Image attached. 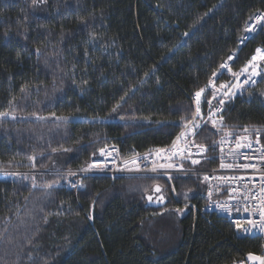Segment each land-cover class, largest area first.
I'll return each instance as SVG.
<instances>
[{
	"label": "trees",
	"instance_id": "16d2710c",
	"mask_svg": "<svg viewBox=\"0 0 264 264\" xmlns=\"http://www.w3.org/2000/svg\"><path fill=\"white\" fill-rule=\"evenodd\" d=\"M257 12L264 0H0V112L10 113L0 117V169L26 173L0 179V264H226L260 252L261 236L195 213L189 201H204L201 176L96 174L77 190L52 171L79 169L107 144L127 155L169 144L181 118L191 119L190 94ZM262 26L235 68L264 48ZM225 118L264 130V78L227 105ZM212 134L207 125L198 137L215 158L199 168L217 165ZM54 180L61 187H43ZM157 183L163 205L147 200Z\"/></svg>",
	"mask_w": 264,
	"mask_h": 264
},
{
	"label": "built area",
	"instance_id": "2783aa9c",
	"mask_svg": "<svg viewBox=\"0 0 264 264\" xmlns=\"http://www.w3.org/2000/svg\"><path fill=\"white\" fill-rule=\"evenodd\" d=\"M257 15H264V12H257L253 15V17L247 23V26L256 25V30L251 35L250 38L244 40L241 43V39L244 37L249 36V33L246 32L240 37L238 40L237 48L235 50L229 52L220 62L218 69L215 71L218 73V76L215 78V82L217 86L221 83H232L234 82L233 77L231 74L224 69L220 68L222 63H226L228 67L231 69V72L239 73L241 68H235V64L237 62L239 49L246 44L249 40H251L259 28V24L256 23L255 17ZM235 53V56L232 60H229L228 57L232 56ZM260 73L264 74V71L257 69ZM223 72V75H219V73ZM248 75L242 74L240 76V80L243 81ZM256 77V76H255ZM262 77V76H261ZM254 77H252L253 79ZM260 80V77L257 79ZM256 80V81H257ZM251 83V80L249 81ZM245 86V85H244ZM196 92V91H195ZM190 94V99L193 103V108H195L194 104V93ZM238 93L231 99L230 102H226L224 105L223 113L218 114L216 117L217 119V126L213 127L211 122L205 124L201 121V128L196 130V135L194 137L195 144H202L206 146L199 140V136L201 131L207 125H210L213 128V136L210 141V145L213 150L216 151V155L218 156L217 165L213 168H199L196 165L198 164H191L188 160L180 161L177 158H173L172 161L174 163H183V170L178 169H171V168H157L156 172H153L151 169L153 164L156 165L164 164L165 160L161 157H158L155 154L156 149L160 148H170L173 141L176 139V136L179 135L183 128L177 133L174 139L166 145H158L151 147L142 152H134L131 154H124L121 147L117 144H107L103 148H115L119 150V157L116 158L115 165L111 163L113 157L116 156V153L113 152V157L108 158V168L103 170H93L89 172L87 175H96V174H104L111 176L113 178H120V177H164L169 179L172 183V177L175 175H192V176H201L203 179L205 176H208L209 179L205 182V190L203 192V203L202 205L198 206L196 202L189 201L195 213L200 210L202 213H216L228 220L237 223L239 225V231L243 235H259L263 239V246L260 252L254 253L249 252L244 257L233 260L226 264H259V261H252L248 259L249 254L254 256H261L264 257V233L258 232L255 229L250 230L249 232H245L244 229L248 228L249 226L246 224L247 219H259V208L264 206L261 205V199L264 198V193H261V188H264V130L258 129L259 132L257 133V129L247 128L248 131L245 132L244 129H235L226 124L225 118V109L228 104L233 102L236 98ZM205 97H210V90H206L205 93L202 94L201 97V111L204 114L205 120H207V113H208V106L205 103ZM213 106L216 105V101H212ZM194 112V111H193ZM219 115H223V125L225 126L224 131H218L219 128ZM227 133H231V136H227ZM257 136L259 142L257 143ZM239 137H245V139L240 140L241 144H251V147H236V141ZM225 140L223 144H219L221 140ZM214 142L217 143L216 147H213ZM183 142H180V147H183ZM207 147V146H206ZM223 148V151H221ZM149 150H152L151 154ZM196 149L193 148V158L199 159L200 163L203 161H213L215 159L211 153L207 152L203 153L202 155H196ZM146 157V158H145ZM206 157V158H205ZM98 159L99 154H97ZM137 159V163L139 164V168L137 169L135 165L129 163L128 168L124 167V161L128 160L129 162L133 159ZM224 165H231V167H221V164ZM247 165V167H246ZM58 172L56 170H52ZM86 177V176H85ZM85 177L83 179L85 183ZM79 176H72L67 180L68 188H72L68 181H77L79 180ZM211 189L212 197L209 198L207 193ZM217 204L224 205L227 204L231 207V213L227 211H223L221 208L217 207ZM247 207L249 209L248 212L244 211V208ZM239 208L240 210L237 211L236 209Z\"/></svg>",
	"mask_w": 264,
	"mask_h": 264
},
{
	"label": "snow or ice",
	"instance_id": "6c2138e0",
	"mask_svg": "<svg viewBox=\"0 0 264 264\" xmlns=\"http://www.w3.org/2000/svg\"><path fill=\"white\" fill-rule=\"evenodd\" d=\"M47 0H32V4L33 5H38V4H42V3H46ZM256 23L259 24L260 22L264 21V15H257L255 17ZM262 28H264V26H262ZM246 32L249 33V36L244 37L241 39V43L244 42V40L248 39L251 37V35L254 33V31L256 30V25H250L246 27ZM185 35H187V33H185ZM35 53L37 56H39L40 50L36 49ZM235 56V53H233L232 56H229L228 59L232 60ZM258 60L264 61V49L261 48H257L255 50V54L251 57V59L245 64V66L243 68H241L240 72H231V69L228 67V65L226 63H222L220 65L221 69H224L225 71L229 72L231 74V76L233 77L234 82L232 83H221L217 86L216 82H215V78L218 76V73L214 72L212 74V77L209 78L208 83L204 86L199 88V90H197L194 93V104H195V108H194V112L192 113L191 119L189 120H185L184 117L181 118V120L183 121L182 123V128L183 131H181L179 133V135L176 136V139L173 141L172 145L170 148H160V149H156L155 150V154L158 157H161L162 159L165 160L164 164H159L156 165L155 163L153 164L152 167V171L156 172L157 168H171V169H178V170H183V163H174V162H170L173 160V158H177L180 161L183 160H188L191 164H198L200 163L199 159H195L193 158V152L192 149L195 148L196 151V155H202L203 153L207 152V147L202 145V144H195L194 143V137L196 135V130L201 128V121H203L205 124L211 122V124L213 125V127L217 126V119L216 117L218 116V114L223 113L224 111V105L226 102H230L232 98H234V96L237 93H243V91H245L244 89V85L248 84L249 81L251 80L252 83H255V80L252 79V77L255 76H259L261 73L259 71H257V69L259 68V64L256 63ZM249 69H251L250 74L243 80H240V76L246 72L249 71ZM75 71V68H73V72ZM224 73L221 72L219 73V75H223ZM147 75V73L145 74ZM84 83H87V81L85 80ZM26 85L25 87L21 88V91H25L26 89ZM206 90H210V99L205 97V103L208 106V113H207V120H205L204 118V114L201 111V97L202 94L205 93ZM121 100H124V97H121ZM215 100L216 101V105L213 106L212 101ZM120 106L119 103H117L116 105H114L112 111H116V109ZM10 113L8 112H0V117H6L9 116ZM53 117H55L56 120L61 121L63 123H67L68 122V117H64V116H55V113L52 114ZM12 119H16L15 115H12ZM40 119H44L43 117H41ZM219 119V128L218 131H224L225 126L223 125V115H219L218 117ZM245 132L248 131L247 128L244 129ZM257 133L259 132V130H256ZM231 133H227V136H231ZM245 139V137H239L236 141V147L240 148V147H251V144H241L240 140ZM183 142V147H180V142ZM225 142V140H221L220 142H218L219 144H223ZM259 142L258 140V136H257V143ZM217 143L214 142L213 147H216ZM55 151V149L53 150ZM63 151H70V149H63ZM221 151H223V148H221ZM113 152L116 153V156L113 157ZM152 150H149V153H146V157L147 155L151 154ZM98 154L99 157L101 159L96 158L97 157V153H93L92 157L90 158L89 162H86L84 164V166H82L81 168H79L76 171H72L71 169L67 170L64 173H59L57 172L56 175L58 177H60V179H66L67 177H71V176H79L80 179L77 181H68L69 185L72 188H76L77 190L80 189H84L86 188V185L83 182V179L85 176H87V174L93 170H103L108 168V158L109 157H113L111 160V163L113 165H115L116 162V158L119 157V150L113 148H100L98 149ZM145 157V158H146ZM206 158V157H205ZM31 160L33 161V167H35L34 164V160L35 157H32ZM124 167L128 168L129 163L133 164L136 166V168H139V164L137 163V159L133 158L130 162L128 160H125L124 162ZM221 167H231V165H224L223 163L221 164ZM247 167V165H246ZM33 179V184L32 187H36L37 185L35 184V177L32 178ZM169 179H171V177L169 176ZM209 179L208 176L204 177V180L207 181ZM44 188L46 189H53V188H58L61 187V184L59 182V180H54L52 182L46 183L45 185H43ZM145 191H147V189H145ZM161 188L160 186H155L154 188V192L155 193H161ZM173 192H175V189L173 188ZM261 193H264V188H261ZM208 197L211 198L212 197V191L211 189H209L208 193H207ZM185 200L188 199L187 193L184 194ZM147 200L148 201H153V196L149 195L147 196ZM164 197L163 195H159L157 196L155 202L156 203H161L163 202ZM93 202V206H94ZM261 205H264V198L261 199ZM217 207L221 208L223 211H227L229 212V214L231 213V207L227 204L224 205H220L217 204ZM185 208H187V204H185ZM237 211H239L240 209L237 208ZM177 213H181L182 210L181 209H176L175 210ZM245 212H248L249 209L247 207L244 208ZM91 219V216L89 217ZM246 224L249 226L248 228H245L244 231L245 232H249L252 229H255L258 232L264 233V206L259 208V219H247L246 220ZM239 226V225H238ZM249 260L252 261H259V264H264V257L261 256H254L252 254H249L248 256Z\"/></svg>",
	"mask_w": 264,
	"mask_h": 264
},
{
	"label": "rangeland",
	"instance_id": "374dc122",
	"mask_svg": "<svg viewBox=\"0 0 264 264\" xmlns=\"http://www.w3.org/2000/svg\"><path fill=\"white\" fill-rule=\"evenodd\" d=\"M260 48V47H259ZM253 56V55H252ZM263 62L264 61H261V60H258L256 63H258L259 64V69L260 70H262V71H264V64H263ZM250 72H251V69H249V71L248 72H246V73H244V75H249L250 74ZM262 76V77H261ZM260 77V80H257L258 78ZM264 78V74H260L259 76H256V77H254L253 78V80H255V83H248V84H246L245 86H244V89L246 90L247 88H249V87H251V86H253V85H255V84H257L259 81H261L262 79ZM257 80V81H256ZM239 94V93H238ZM54 170H56V169H54ZM57 170H59L58 172H60V173H64V172H66L67 170H69V169H57ZM72 171H76V170H78V169H71ZM21 175H26V173H25V171H19V170H2V169H0V179H15V178H18V177H20ZM88 176V175H87ZM72 177V176H71ZM70 178V177H69ZM160 186V188H161V193H155L154 192V188H155V186ZM154 186V188L152 189V191H150L149 193H148V196L149 195H151V196H153V201H148V203L149 204H151V205H163L166 201H167V199H168V195L166 194V192H165V190H164V187H163V185L162 184H160V183H157L156 185ZM163 195V197H164V200H163V202H161V203H156L155 202V200H156V198H157V196H159V195ZM189 207V205H187V208ZM187 208H185V206L181 209L183 212H185L186 211V209Z\"/></svg>",
	"mask_w": 264,
	"mask_h": 264
},
{
	"label": "bare ground",
	"instance_id": "6f19581e",
	"mask_svg": "<svg viewBox=\"0 0 264 264\" xmlns=\"http://www.w3.org/2000/svg\"><path fill=\"white\" fill-rule=\"evenodd\" d=\"M252 17H253V16H252ZM252 17H251V18H252ZM251 18H250V19H251ZM250 19H249V20H250ZM248 22H249V21H248ZM248 22H247V23H248ZM262 22H263V21H262ZM246 25H247V24H246ZM260 25H261V24H260ZM259 27H260V26H259ZM245 29H246V27H245ZM258 29H259V28H258ZM258 29H257V30H258ZM256 32H257V31H256ZM256 32H255V33H256ZM244 33H245V32H244ZM244 33H243V34H244ZM254 35H255V34H254ZM253 37H254V36H253ZM239 39H240V38H239ZM244 45H245V44H244ZM233 50H235V49H233ZM233 50H232V51H233ZM211 77H212V76H211Z\"/></svg>",
	"mask_w": 264,
	"mask_h": 264
},
{
	"label": "crops",
	"instance_id": "0c3cea01",
	"mask_svg": "<svg viewBox=\"0 0 264 264\" xmlns=\"http://www.w3.org/2000/svg\"><path fill=\"white\" fill-rule=\"evenodd\" d=\"M261 48V47H260ZM261 49H264V48H261Z\"/></svg>",
	"mask_w": 264,
	"mask_h": 264
}]
</instances>
